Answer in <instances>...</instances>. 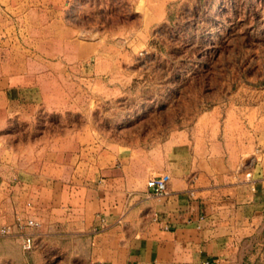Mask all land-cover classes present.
Listing matches in <instances>:
<instances>
[{
  "label": "crops",
  "instance_id": "obj_1",
  "mask_svg": "<svg viewBox=\"0 0 264 264\" xmlns=\"http://www.w3.org/2000/svg\"><path fill=\"white\" fill-rule=\"evenodd\" d=\"M196 1L0 0V167L9 152L22 168L11 189L0 179L12 199L0 203V227L19 214L40 223L29 253L18 235L0 238V264H243L262 246L264 102L214 104L94 160L82 131L33 126L40 113L116 98L141 70L121 39L147 41ZM253 153L246 179L240 166ZM161 173L170 182L158 198L145 182Z\"/></svg>",
  "mask_w": 264,
  "mask_h": 264
},
{
  "label": "rangeland",
  "instance_id": "obj_2",
  "mask_svg": "<svg viewBox=\"0 0 264 264\" xmlns=\"http://www.w3.org/2000/svg\"><path fill=\"white\" fill-rule=\"evenodd\" d=\"M174 12L151 28L147 41L121 39L141 70L116 98L97 99L65 114L40 113L34 128L57 130L64 125L82 131L80 146L90 149L87 157L94 160L99 149L109 151L115 143L162 138L148 134L149 129L164 125L168 132L185 127L214 104L264 102V0H197ZM25 126L14 120L9 127ZM11 158L6 153L0 167L4 189L15 186L16 171H22ZM10 196H0V203L11 202ZM263 245L253 249L243 264H264ZM29 263L33 264L30 259Z\"/></svg>",
  "mask_w": 264,
  "mask_h": 264
},
{
  "label": "built area",
  "instance_id": "obj_3",
  "mask_svg": "<svg viewBox=\"0 0 264 264\" xmlns=\"http://www.w3.org/2000/svg\"><path fill=\"white\" fill-rule=\"evenodd\" d=\"M256 161L257 156L255 153L245 156L242 160L240 170L245 173L246 179L251 178V169ZM169 182L170 175L167 173H161L159 175L149 177L145 182V187L149 195L158 198L164 197L168 195ZM27 205H29V203H27ZM100 225H104L103 219H101ZM39 227L40 223L37 220L31 217H24L19 214L15 216L14 223L0 227V237L18 235L21 240V249L25 253H29L34 249L33 236L37 233ZM26 228L31 229L32 232H25Z\"/></svg>",
  "mask_w": 264,
  "mask_h": 264
}]
</instances>
